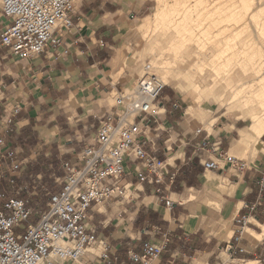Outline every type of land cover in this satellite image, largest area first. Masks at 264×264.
<instances>
[{
    "label": "crops",
    "instance_id": "1",
    "mask_svg": "<svg viewBox=\"0 0 264 264\" xmlns=\"http://www.w3.org/2000/svg\"><path fill=\"white\" fill-rule=\"evenodd\" d=\"M150 2L75 0L70 13L73 26L58 28L69 50L66 57L57 58L47 51L21 59L0 50V138L25 163L18 175L19 185L31 186L32 178L47 185L53 178L63 179V164L75 165L83 148L95 144L101 118L113 110V95L137 79V70L129 60L141 46ZM6 23L0 13V31ZM174 102H180L182 108L174 110ZM160 106L162 114L145 133L144 150L166 163L164 184L140 182L136 172L142 166L132 156L126 158L123 182L128 185L127 197L91 210L88 229L98 237L89 254L93 264H104L96 258L101 241L110 244L113 264H129L130 252H141L148 242L160 245L166 233L170 234L169 244L153 264H185L182 255L187 252H196L202 261L214 264L222 258L221 249L234 244L238 236L235 223L227 236L230 240L221 235L222 219L226 215L235 221L247 215L246 205L254 204L259 196L256 181L264 172V135L256 149L253 146L243 151L239 142L246 127L239 122L216 123L210 133L198 109L194 107L195 116H191L188 108L193 105L177 100L170 90H166ZM14 109H19V114L6 125L3 115ZM207 137L221 143V150L233 156L232 152L244 155L245 159H240L248 163V170L240 174L223 163L219 170L205 169L206 163L216 161V155L200 149ZM26 168L31 171L28 179L22 177ZM226 183L235 186L236 206L224 204L225 215H220L210 204L219 203L214 199L223 197ZM60 189L58 185L51 193ZM157 189L174 203L171 209L160 201ZM248 226L243 237L249 240L241 243L259 256L264 253L261 209L250 216ZM250 231L262 238L257 240ZM253 254L246 258L253 260Z\"/></svg>",
    "mask_w": 264,
    "mask_h": 264
},
{
    "label": "built area",
    "instance_id": "2",
    "mask_svg": "<svg viewBox=\"0 0 264 264\" xmlns=\"http://www.w3.org/2000/svg\"><path fill=\"white\" fill-rule=\"evenodd\" d=\"M75 0H0V13L7 23L0 31V50L11 55L30 59L52 51L56 57H66L58 28L73 26L71 10ZM166 84L155 73L151 63L143 65L141 74L130 89L116 92L113 110L102 117L94 145L85 146L80 161L71 166L64 163L65 177L57 193H48L44 209L36 213L31 206V195L23 193L18 175L25 165L4 138H0V264H93L89 252L98 242L94 231L88 229L93 206L109 205L127 197L128 185L123 182L128 156L142 166L136 172L140 182L161 186L168 174L166 163L144 150L145 133L157 122L161 113L160 101ZM174 102V110H180ZM19 109L5 111L6 125L13 123ZM201 133V130H198ZM200 149L216 155L204 165L207 170H219L220 163L238 173L248 170V163L228 151L221 150V143L208 137ZM259 196L252 205H246L248 214L235 219L238 236L235 243H228L224 250L226 259L215 264H264V253L255 256L243 245V231L250 224V216L259 209L264 212V172L256 181ZM160 201L171 209L170 201L162 189H157ZM179 240L182 238L179 237ZM170 241V234L162 243H145L141 252H130L129 264H153L162 255ZM96 258L104 264H113L111 246L99 242ZM254 256L248 260L249 255ZM185 264H211L200 259L196 252L183 253Z\"/></svg>",
    "mask_w": 264,
    "mask_h": 264
},
{
    "label": "bare ground",
    "instance_id": "3",
    "mask_svg": "<svg viewBox=\"0 0 264 264\" xmlns=\"http://www.w3.org/2000/svg\"><path fill=\"white\" fill-rule=\"evenodd\" d=\"M240 1L242 0H158L153 22L144 34L146 46L143 51L146 54H151L148 56L153 58L151 64L155 68V73L166 86L177 84L178 88L183 90L180 81L185 78L184 89L192 86V93L199 94L196 97L198 100L202 98V90L205 86H203L204 81L200 79L199 75H196L198 72L192 73V68L204 72L209 66L212 70L225 67L229 72L230 67L235 70L234 67L244 65L245 77L248 73L252 75V79L248 83L241 84L242 87H233L231 83H228L231 96L226 102V106L231 109L241 97L247 100V104H249L248 99L258 102L257 108L259 109L253 107L250 113L252 123L243 130V138L239 142L247 143L254 134L259 138L264 135V76H261L264 73V55H258L259 57L257 55H235L237 53L234 44L236 39H233V44H231L224 38V22H237L244 18V14L238 11ZM251 5L252 2L247 6V10L251 8ZM160 38L166 41L164 48L159 47ZM226 42L231 45L228 46ZM208 44L215 46L216 51L215 55H211V61L207 60L208 54L206 55ZM165 50L174 53V55L166 57ZM228 51L233 52V55H225ZM215 72L217 76L213 79V86L207 89L212 95H214L213 91L215 92L219 80L225 79L222 71L216 70ZM188 78L193 79L194 84H189ZM200 91L201 93H199ZM212 99L223 102L224 95H215ZM193 107L189 106V114L192 113ZM260 109L261 111L258 112ZM247 114L249 116V113ZM250 233L257 240L262 238L261 235L253 231Z\"/></svg>",
    "mask_w": 264,
    "mask_h": 264
},
{
    "label": "rangeland",
    "instance_id": "4",
    "mask_svg": "<svg viewBox=\"0 0 264 264\" xmlns=\"http://www.w3.org/2000/svg\"><path fill=\"white\" fill-rule=\"evenodd\" d=\"M150 1H151L150 2L151 9H150V13L147 19L146 27L143 29V32H142L141 46L137 50L138 52H136L133 55L132 59L129 60L132 64L131 66L136 68L137 70V77L140 76L143 65L146 63H151L153 59L152 56H148L151 54H146L143 51L146 46V40H145L144 34L149 30L152 24L153 18H154L153 15L158 6V0H150ZM250 2H252V5L250 6L251 8L247 10V6L250 4ZM239 4H240L239 5L240 7L238 8V11L244 14V18L237 22L235 21L224 22L225 23V24L223 23L224 24L223 26L225 27L224 38L231 44H233L232 40L236 39L234 44L236 46L237 53L235 55H257V57H259L260 55H264V31H263L264 30V0H252V1L242 0L239 2ZM160 40H161V43L159 47L164 48L166 41L163 38H160ZM228 42H226V44L228 46L231 45ZM210 45L211 44L207 45L208 50L206 51V55L208 54V58H207L208 61H211L212 60L211 55H215L216 53L215 46L213 45L210 46ZM164 55L168 57L167 55H174V53L168 52L167 50H165ZM225 55H233V52L228 51L227 54ZM234 68L235 70L232 67H230L229 72H228V68H225V67L216 69L218 71H222L223 73L222 75L225 79L219 80V84L217 85L215 92L213 91L214 95H212V93H210L209 90L207 89H210L211 86H213V79L214 77L217 76V74L215 72L216 70H212L209 66L204 72H201V70L197 71L196 68H192L191 70L192 73L198 72L196 75H199L200 79L204 81L203 86H205V88L202 90L201 99L198 100L196 98L198 97L199 94L197 95L195 93H192V86L187 87L186 90L184 89L183 82L186 81L185 78H182L180 81V85L183 88V90L179 89L177 84H173V85L170 84V85H167L163 96L164 97L166 96V90H170L175 94L177 100H181L184 103H188V105H193L195 108H197L199 113L203 115L201 120L205 122V124L207 125V129L210 131V133H213L212 126H214L216 123H224L225 125L226 124L233 125L236 122H239V125H242L247 128L252 123L251 118H250V113L253 107L254 109H256L259 105L257 101L250 100V99H248L249 104H247L246 103L247 100L241 97L240 98L241 101L240 99L238 100L239 104L238 102H236V104H234L231 107V109H228L229 106L228 107L226 106V102L229 101V98L231 96V89L228 88L230 86L228 83H231L233 87L235 86L242 87L244 82L248 83V81L252 79L251 77L252 75H249L248 73H246L247 77H245L244 65L237 66ZM253 76L256 77V75L254 74ZM261 76H264V73L261 74ZM187 82H189V84H194L193 79L188 78ZM131 87L132 86H130L128 89H130ZM243 87L248 88L247 86L246 87L243 86ZM199 93H201V91ZM215 95H224V101L223 102H218L217 100L214 101L212 97ZM194 107H193L192 113L190 114L191 116H195ZM259 111H261V109L258 110V112ZM247 113H249V116ZM259 142H260L259 136L254 134L253 138L250 141H248L247 143H240V146L242 147L243 151H248L253 146L256 149V147L258 146L257 144H259ZM232 153L235 156H238L239 158L245 159L244 155H239L234 152ZM30 172H31L30 168L24 169L22 177L24 176L26 179H28L29 177L28 175ZM34 179L35 178L30 179L32 183H31V186L29 187H26L25 185L22 184L23 193L26 194L27 196L31 195L30 196L31 206L33 207V210L36 213H39L40 211L44 209V207L46 206L48 202V193L52 192L54 188H58V185L61 186L63 179L53 178L52 179L53 181L52 180H51L52 182L50 181V183L52 184L49 183L48 185L45 183L39 184L38 183L39 181H37L36 179L35 181ZM21 180L22 179H20V183H21ZM222 190H223L222 192L223 197L221 198L220 196L218 197V199H214V200H218L219 203L214 204V205L210 204L211 208H213L215 211H218L220 215H223L224 212H226V209H224L225 207L224 204L225 205L228 204L230 206H233V205L236 206V203H235L236 201L234 200V197L236 194L235 186L230 183H226L225 185L222 186ZM241 206L242 204L239 207ZM222 220L224 221L221 223L219 227L220 231L222 232L221 235H223V237H225L226 240H230L227 238V236L230 230H232L231 228L232 223H235V222L233 221V217L227 218L226 215H225V218ZM229 221L231 222L228 224H225L226 222H229ZM235 225L238 226L236 223ZM243 240L246 241L247 239L243 237ZM252 243L255 245L259 244V243H254V242ZM225 247H223L221 249L222 251L220 252V253H223L222 258H220L215 263H218L219 261L226 259V256L224 255V250H223Z\"/></svg>",
    "mask_w": 264,
    "mask_h": 264
}]
</instances>
